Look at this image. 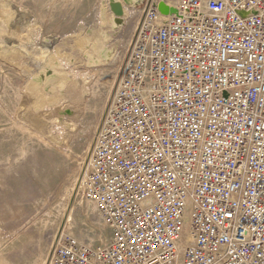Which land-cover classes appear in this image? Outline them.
<instances>
[{
	"label": "built area",
	"instance_id": "obj_1",
	"mask_svg": "<svg viewBox=\"0 0 264 264\" xmlns=\"http://www.w3.org/2000/svg\"><path fill=\"white\" fill-rule=\"evenodd\" d=\"M81 194L110 238L48 264H264V0L150 2Z\"/></svg>",
	"mask_w": 264,
	"mask_h": 264
},
{
	"label": "rangeland",
	"instance_id": "obj_2",
	"mask_svg": "<svg viewBox=\"0 0 264 264\" xmlns=\"http://www.w3.org/2000/svg\"><path fill=\"white\" fill-rule=\"evenodd\" d=\"M151 1L123 4L112 28L110 0H0V264H48L61 235L109 240L81 183Z\"/></svg>",
	"mask_w": 264,
	"mask_h": 264
},
{
	"label": "bare ground",
	"instance_id": "obj_3",
	"mask_svg": "<svg viewBox=\"0 0 264 264\" xmlns=\"http://www.w3.org/2000/svg\"><path fill=\"white\" fill-rule=\"evenodd\" d=\"M134 3H135V0H110V4H118L119 5V13L116 14L115 16L111 17V19H110L112 28H113V25L114 24L117 25L118 23H120V20H121L122 16L125 14L124 11H123V8H124L123 7V4L124 5H127V6H133ZM166 7L167 6H165V8H162L161 11H160V13H162L163 15H167V13H168V10H167ZM104 39L107 40L108 39V36L107 35H104ZM102 45L100 44V46H98V42L95 45L99 51L97 52V57H93L91 55L89 56V60H88V64L89 65L96 66L97 64H99V63H101L103 61L102 58H105L106 57V56L105 57H102V52H105L106 51L105 46L104 45L102 46Z\"/></svg>",
	"mask_w": 264,
	"mask_h": 264
},
{
	"label": "water",
	"instance_id": "obj_4",
	"mask_svg": "<svg viewBox=\"0 0 264 264\" xmlns=\"http://www.w3.org/2000/svg\"><path fill=\"white\" fill-rule=\"evenodd\" d=\"M110 6H111V9L114 12H116V14L119 13V5L118 4H110ZM165 6L166 5L163 2L159 3V5H158L159 12L161 11L162 8H165ZM166 8L168 10V13L167 14H170L171 15V14H174L175 13V10L173 8H168V7H166Z\"/></svg>",
	"mask_w": 264,
	"mask_h": 264
}]
</instances>
